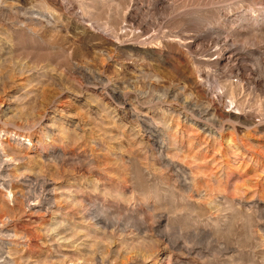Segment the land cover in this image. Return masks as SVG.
Segmentation results:
<instances>
[{
  "label": "rangeland",
  "instance_id": "1",
  "mask_svg": "<svg viewBox=\"0 0 264 264\" xmlns=\"http://www.w3.org/2000/svg\"><path fill=\"white\" fill-rule=\"evenodd\" d=\"M0 135V264H264V0H0Z\"/></svg>",
  "mask_w": 264,
  "mask_h": 264
},
{
  "label": "bare ground",
  "instance_id": "2",
  "mask_svg": "<svg viewBox=\"0 0 264 264\" xmlns=\"http://www.w3.org/2000/svg\"><path fill=\"white\" fill-rule=\"evenodd\" d=\"M232 89V88H231ZM230 90V89H229ZM230 92H232L231 90H230ZM231 94V93H230ZM232 95V94H231ZM231 102H232V100H231ZM233 103V102H232ZM178 128V127H177ZM62 130V129H61ZM159 130V129H158ZM176 131V130H175ZM3 133L4 134H7V132H5V131H3ZM60 133V132H59ZM62 133V132H61ZM198 134V133H197ZM59 135H61V134H59ZM1 136V135H0ZM13 136L15 137H17V138H19L20 136H19V134H16V133H13ZM232 138V137H231ZM233 141L232 140H230V138L226 141V145L228 146V149H235L236 147H235V145H232L233 143H232ZM232 143V144H231ZM6 145L3 143V142H1V140H0V151H1V153H3L4 155H5V160L4 161H14V158H13V155H17V154H21V153H19V151H16L15 149H13V148H7V146L5 147ZM24 150V149H23ZM23 154H25V153H23ZM3 155V156H4ZM245 154H243V156H244ZM21 156H22V154H21ZM1 158V157H0ZM20 158H22V157H20ZM28 158V157H27ZM250 159V158H249ZM0 162H1V160H0ZM3 162V161H2ZM1 164V163H0ZM1 167V166H0ZM37 181V180H36ZM40 182V181H39ZM44 184V183H43ZM39 185V184H38ZM43 187V186H42ZM41 188V187H40ZM43 189V188H42ZM40 191V190H39ZM14 192H11L10 190L9 191H7V195H12ZM4 196H6V195H4ZM22 196V195H21ZM38 196V195H37ZM15 196H13V197H11V203H12V206L14 205V203H15V201H17V197H15ZM20 196H18V198H19ZM4 198V197H3ZM21 200V199H20ZM22 202V201H21ZM4 203V201L3 202H0V204H3ZM9 203H10V200H9ZM5 204V203H4ZM19 204V203H18ZM1 206V205H0ZM7 206V205H6ZM16 206V205H15ZM4 208H5V206H4ZM9 208V207H8ZM16 208V207H15ZM21 208V207H20ZM25 208V207H24ZM2 209V208H1ZM6 209V208H5ZM11 209V208H10ZM3 210V209H2ZM6 210H8V209H6ZM17 210V209H16ZM20 210H22V209H20ZM10 211V210H9ZM22 211H24V210H22ZM10 212H13V210L12 211H10ZM18 212H19V210H18ZM25 212V211H24ZM16 215V214H15ZM23 215V214H22ZM89 218V217H88ZM1 220V219H0ZM91 220H93V219H91ZM63 222V221H62ZM60 223V222H59ZM58 225V224H57ZM65 225V224H64ZM64 227V226H63ZM60 228V227H59ZM50 230V229H49ZM56 230V229H55ZM45 234H47V233H45ZM49 235V234H48ZM51 235V234H50ZM14 236V235H13ZM26 237V236H25ZM66 237V236H65ZM64 237V238H65ZM23 238V237H22ZM25 239V238H24ZM60 239V238H59ZM67 239V238H66ZM62 241V240H61ZM77 259V258H76ZM79 259V258H78ZM108 260V259H107ZM86 261V260H85ZM101 261V260H100ZM70 262V261H69ZM76 262V261H75ZM79 262V261H78ZM81 262V261H80ZM89 263V262H88ZM77 264V263H76ZM79 264V263H78ZM94 264V263H93Z\"/></svg>",
  "mask_w": 264,
  "mask_h": 264
}]
</instances>
